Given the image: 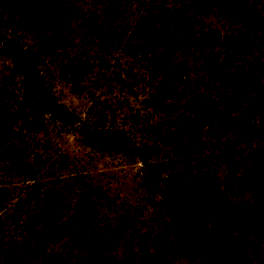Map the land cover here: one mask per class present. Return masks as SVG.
Returning a JSON list of instances; mask_svg holds the SVG:
<instances>
[{
  "label": "rangeland",
  "instance_id": "374dc122",
  "mask_svg": "<svg viewBox=\"0 0 264 264\" xmlns=\"http://www.w3.org/2000/svg\"><path fill=\"white\" fill-rule=\"evenodd\" d=\"M45 1L51 11L43 17L40 28L22 33V42L42 50L41 69L50 84V100L81 120L125 130L150 162L163 169L160 177L170 174L169 165L175 162L187 176L197 174L205 182L210 178L216 186L215 206L237 208L239 225L228 224L218 210L210 211L204 205L192 211L184 223L171 219L164 184L151 185L138 156L86 144L77 126L52 120H46L38 132L19 129L21 121L9 123V130L21 134L5 139L26 148L18 165L8 164L0 155V219L17 209L24 225L18 240L24 243L32 232V240L45 238L47 255L54 264H264V216L248 206L255 194L248 185L247 167L242 163L233 167L225 156L214 159L209 153L210 137L220 132L222 137L235 136L229 126L215 129L208 121L209 102L224 108L221 103L225 105L231 93L218 82L209 85L197 80L202 72L195 71L209 46L202 41L209 29L225 35L232 27L229 18L202 7L197 0H174L177 8L185 6L192 19L185 27H193L196 33L179 27L169 53L160 54L155 49L157 39L128 37L136 23L144 22L154 1ZM250 1L264 16V0ZM128 43L132 45L129 49L125 46ZM184 63L193 71L177 86L180 103L184 106L189 102L191 110L200 107L201 115L207 113L208 119L203 130L196 132L195 142H201L194 146L196 153L192 150L186 158L167 141L163 110L144 101L149 92L172 83L173 75L170 79L167 75V70L173 71L171 64ZM12 69L13 59L0 53V78ZM129 77L135 82L126 86L123 83ZM16 78L21 79L19 75ZM261 80L264 82V77ZM196 82L201 85L196 86ZM238 92L236 97L243 99L239 105L245 106L250 89L243 95ZM1 96L7 104V98ZM260 108L253 111L257 119L264 116V101ZM187 109L177 108L172 118L179 113L190 116ZM232 113L238 115V110ZM2 120L7 121L0 117ZM190 136L188 132L185 140L189 142ZM236 176L245 178L241 185L233 179ZM53 198L61 202V213L53 215L57 221L51 229L44 228L39 213L46 209L44 205L53 209ZM78 214L84 226L74 220ZM3 238L0 232L4 250L11 251Z\"/></svg>",
  "mask_w": 264,
  "mask_h": 264
},
{
  "label": "trees",
  "instance_id": "16d2710c",
  "mask_svg": "<svg viewBox=\"0 0 264 264\" xmlns=\"http://www.w3.org/2000/svg\"><path fill=\"white\" fill-rule=\"evenodd\" d=\"M150 1H154L153 9L148 12L143 23L135 24L128 37L132 36L133 39L144 35L153 37V40H158L155 49L160 54L169 53L177 29L179 27L188 29L185 26L192 19L185 6L181 4L183 7L177 8L174 0ZM197 1L202 7L215 9L219 14L227 16L232 26L227 29L225 35L217 29H209L208 36L202 40L209 43V46L200 56L201 63L195 66V71L202 72L197 80L209 82V85L218 82L221 87L229 88L231 94L226 104L221 103L224 108L217 103L209 102L208 120L207 113L201 115L203 110H200V107L191 110L193 106L189 102L184 106L180 103L181 93L177 91V86L183 83L182 79L187 77L189 72L193 71L191 66L185 63L171 64L169 68L173 71L167 70V75L169 79L173 75L172 83L168 82L155 92H149L148 98L144 101L151 107L163 110L162 125L167 130L165 133L167 141L185 158L193 153L192 150L197 143H201L195 142L199 134L196 132L203 130L206 120L209 121V127L213 124L215 129L229 126L235 131L234 138L222 137L221 132L214 137L209 136V153H212L210 158L225 156L233 167L240 163L247 167L246 175L250 181L248 185L255 194L254 202L248 206L254 209L256 215L264 216V116L257 119L253 112L260 111L264 101V82L261 80L264 77V16L250 0ZM50 8L45 0H0V53L13 59V69L9 75L0 78V95L4 94L8 101L5 104L2 96L0 97V117L7 120L0 122V155L8 159V164L18 165L26 148L22 145L15 146L11 140L5 139L12 138L13 134H21L9 130V123L21 121L19 129L28 128L33 132L42 130L46 120L58 121L68 126L75 125L85 138L86 144L94 145L101 150L115 149L124 155L138 156L146 167V176L151 185L155 186L158 182L164 184V197L169 205L171 219L184 223L192 211L197 212L200 209L198 206L204 205L210 211L218 210L222 220L228 224L239 225V221L236 220L239 213L237 208L215 206L216 186L210 178L205 182L200 175L191 173V176H187L174 165L175 162L171 163L173 166L169 165L171 173L160 177L159 171L163 169L150 162L148 154L134 145L125 130H110L103 122L81 120L77 114L66 112L60 103L50 100V84L41 69L42 50L28 48L22 42L25 38L22 33L40 28L43 17L51 11ZM177 11L179 14H176ZM188 30L196 33L193 27ZM125 46L128 49L132 47L129 43ZM216 46L218 49L214 50ZM166 63L168 62L164 64ZM246 71L249 75H245ZM17 75L21 77L20 80L16 78ZM134 82L129 77V81L122 83L130 86ZM200 85L196 82V86ZM247 88L250 89L248 104L240 106L239 101L243 99L237 98L236 94L240 91L243 95ZM198 96L203 98L201 94ZM168 99L172 101L168 103ZM179 107L189 108L190 110H187L190 116L188 113H179L172 118L171 113L176 112ZM233 109L238 110V115H233ZM188 132L192 135L189 142L185 140ZM203 144L202 142L201 145ZM233 179L241 185L245 178L236 176ZM54 202L56 205H53L51 211L48 210L51 206L44 205L46 209L39 213L43 219L41 226L44 228L51 229L54 221H57L53 215L61 213V202L55 199ZM76 219L78 224L85 225L79 214L74 220ZM22 228L24 225L21 213L15 208L11 214L0 219V232L4 236L2 240L11 250L8 251L10 253L5 251L4 243L0 242V264L4 261V264H35L37 261L54 264L55 260L47 255L45 238L32 240V232L24 243L18 240ZM6 235L7 239L4 240Z\"/></svg>",
  "mask_w": 264,
  "mask_h": 264
}]
</instances>
